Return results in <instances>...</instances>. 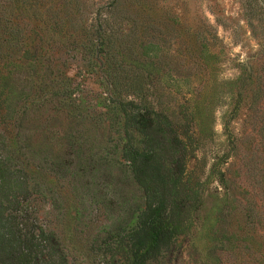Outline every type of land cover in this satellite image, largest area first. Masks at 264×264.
Wrapping results in <instances>:
<instances>
[{"label": "rangeland", "instance_id": "374dc122", "mask_svg": "<svg viewBox=\"0 0 264 264\" xmlns=\"http://www.w3.org/2000/svg\"><path fill=\"white\" fill-rule=\"evenodd\" d=\"M40 54L49 55L53 74L47 87L35 89L54 90L53 78L59 88L76 86V110L102 126L116 120L108 110L116 97L107 69L114 57L151 61L153 99L176 116H197L187 178L201 197L157 264H264V248L240 238L226 250L223 242L232 232L264 241V0H0V70L7 61L5 70L24 82L21 72L30 63L32 72ZM52 116L50 141L59 147L64 121ZM13 122L0 109L16 156ZM25 163L30 177L54 189L53 195L42 188L24 204L34 205L39 224L57 233L67 264H126L139 194L124 176L125 164L99 168L74 190L72 181Z\"/></svg>", "mask_w": 264, "mask_h": 264}, {"label": "trees", "instance_id": "16d2710c", "mask_svg": "<svg viewBox=\"0 0 264 264\" xmlns=\"http://www.w3.org/2000/svg\"><path fill=\"white\" fill-rule=\"evenodd\" d=\"M95 47L91 40L89 53L94 54ZM2 65L0 104L4 106L0 105V109L14 121L18 153L14 155L0 127V250L3 253L0 264H67L69 261L57 233L39 224L34 205L24 204L42 188L47 194H55L53 188L22 169L21 164L26 160L27 165L35 164L56 177L72 181L74 190H79L75 183L84 184L86 175L99 172V168L107 170L113 162L125 164L124 176L137 187L139 194L131 218L133 226L126 234L129 247L126 264L161 262L175 239L185 231L194 201L201 197L199 188L190 186L187 178L189 141L195 139V123H198L195 113L176 116L170 109L161 107L158 99H153L155 95L147 81L151 61L140 64L114 57L107 63L108 80L116 96L111 98L113 105L108 110L116 120L109 125L103 121V126L95 116L80 113V107L76 110V86L66 83L59 88L61 81L53 78L51 84L55 82V89L39 92L52 78L49 55L39 56L32 72L31 63L25 65L21 72L24 82L16 72L5 70L7 61ZM131 68L142 70L146 76L128 74ZM22 97L24 105L18 108ZM51 116L64 121L59 147L50 141L54 131L49 124ZM108 153L113 154L112 159L107 160ZM239 234L232 232L225 236L226 250L233 249V243L240 238L246 239L248 246L264 248V241L255 234L249 237Z\"/></svg>", "mask_w": 264, "mask_h": 264}]
</instances>
